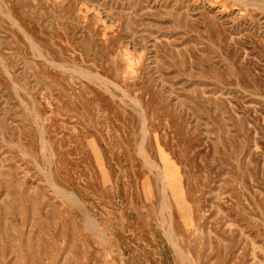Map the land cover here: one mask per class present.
Masks as SVG:
<instances>
[{
	"label": "rangeland",
	"instance_id": "rangeland-1",
	"mask_svg": "<svg viewBox=\"0 0 264 264\" xmlns=\"http://www.w3.org/2000/svg\"><path fill=\"white\" fill-rule=\"evenodd\" d=\"M0 264H264V0H0Z\"/></svg>",
	"mask_w": 264,
	"mask_h": 264
}]
</instances>
